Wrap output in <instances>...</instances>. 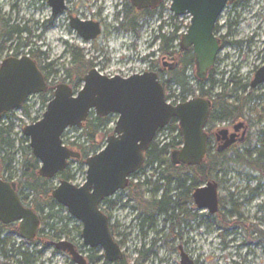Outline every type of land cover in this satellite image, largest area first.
<instances>
[{
    "label": "water",
    "instance_id": "water-1",
    "mask_svg": "<svg viewBox=\"0 0 264 264\" xmlns=\"http://www.w3.org/2000/svg\"><path fill=\"white\" fill-rule=\"evenodd\" d=\"M47 1L53 18L66 10V0ZM163 0H129L139 10L157 8ZM170 11L176 17L190 16L191 23L183 35L181 48L193 49L197 78L207 79L220 51V40L213 34L214 25L228 3L233 0H170ZM70 27L86 42L97 40L102 28L99 22L70 18ZM81 90L74 94L65 84L54 90L42 120L26 126L23 135L29 140L33 156L40 164L39 176L51 180L64 173L69 162L80 154L64 146L63 136L70 129H81L91 113L97 118L118 116L113 135L106 146L89 157L86 182L78 187L61 180L52 192L54 201L82 223L84 246L101 249L107 263L122 259L123 253L111 233L110 221L100 209L103 200L125 190L130 178L140 171L146 154L159 131L177 120L183 146L171 154L174 166L198 167L208 153L209 136L206 126L211 102L197 97L186 103L167 104L165 89L158 75L145 72L128 79L113 78L91 69L83 77ZM264 83V67L252 83V88ZM49 87L43 72L28 55L9 57L0 65V121L12 111L20 110L31 96L45 94ZM225 149V148H224ZM199 210L214 214L218 210V185L210 182L193 195ZM0 223L18 224L19 237L33 243L41 228V219L25 207L17 186L3 180L0 171ZM55 249L67 253L73 264H88L85 257L69 242L61 241ZM181 264H193L188 255L181 254Z\"/></svg>",
    "mask_w": 264,
    "mask_h": 264
},
{
    "label": "rangeland",
    "instance_id": "rangeland-1",
    "mask_svg": "<svg viewBox=\"0 0 264 264\" xmlns=\"http://www.w3.org/2000/svg\"><path fill=\"white\" fill-rule=\"evenodd\" d=\"M121 1L124 2V0H66V12L57 18H53L51 8L48 6L47 1L0 0V14L11 24L17 25L20 28L26 27L31 32L23 36V42L26 40L30 46H32L33 50L41 53L42 56L38 57L37 63L40 68L44 69V76L49 75L47 83L54 89L58 85H70L71 83L70 79L66 78L65 70L62 69L63 65L67 69L71 68V59L67 56V51L71 48L82 50L86 56V60L92 61L94 63V68L102 75L120 77L133 76L149 72L151 63L159 58V44L157 39L154 40V38L155 36L157 37V29H159L160 26H162L163 32L167 36L171 35L175 28L178 27V37H181V34L184 33L190 25L189 16L175 17L170 11L171 1L164 0V9L160 8V6L158 7V13H161L162 17H154L145 21L142 29L137 32V35L134 33L123 35L115 31L123 16V9L121 10V8L117 6L114 12V7L116 2L122 4ZM261 3L264 4V0H261ZM255 7L257 8V5ZM243 9L244 8L239 9L241 15H243ZM117 12H119V15L115 16ZM227 13L229 14L228 18H234L233 11L229 10ZM70 17L79 18L82 21L94 22H98L97 18L103 17L106 21L103 37L93 42L84 41L70 27ZM248 19L250 23L249 26L252 28L248 27V25L243 26L240 23V17L237 20L234 18L233 22L236 24V27L233 28L234 36L229 42L248 38L252 35L254 28L257 27L258 20L255 19V17L249 18V16ZM224 23H227V18L223 20V24ZM153 40V45H151ZM179 43L180 39L175 42V46H179ZM263 51L264 46L252 56L246 65L244 64L241 66L240 75L241 78L245 80L243 81L240 79V82H248L254 72L255 65H258V60ZM239 52H243V50L239 47H233L232 44L226 47L223 54L225 57H229V62L227 61V63H225L227 66L229 64V67L225 70L223 77L221 75L216 77L218 83L213 91L216 95H229L233 93L235 87L233 85L236 84L237 81H234V84H227L232 77L238 74V72L236 74L234 71L238 64L234 63H236V55ZM153 54L155 55L154 58H150ZM8 57H14L12 50L0 52V65L2 61ZM49 65H52V67H49ZM188 74L190 77L186 86V91L188 93L184 90L182 91L175 83L171 84L166 90L168 97L172 101L181 102L183 100L199 97L201 88L206 92L210 91L209 84L204 86L200 85L194 67L188 71ZM64 80L66 81L64 82ZM52 97L53 90L47 94L48 99ZM254 97H260L258 100L260 108H258L257 113H262L264 115V109H262L264 108V89L258 90L254 94ZM27 105L29 107L28 114H25L24 111L20 109L14 111L11 117V121L14 124V135L12 136V140L15 141V149L10 150L9 153L15 157V162L13 163V171L5 173L4 178L10 180L9 176L12 175L10 177L15 182L18 181L19 166L22 160L20 150L22 147H26L25 143L22 144V140L25 139L23 130L26 126L33 125L42 120L47 108V104H43L39 95L30 97L27 101ZM110 117L111 124L109 128L100 135L101 150L105 148L108 137L113 135L115 125L118 121L117 115ZM2 123L7 125V123H10V120L5 119ZM81 135V129L68 130L63 137L64 146L74 152H78V149L71 145L77 142ZM176 138V134H171L169 131L165 130V132L158 136L156 142L160 147L164 144H172L173 140L175 144H178L179 140ZM81 144H84L83 140H81ZM155 170L156 167L151 168V166H148L140 176L134 179V181L141 182L147 179L155 182V180H157ZM66 171L73 177L72 181H68L73 185L80 187L86 182L87 167L85 166V160H74L69 162V167ZM259 177V174L252 172L242 165L232 164L230 167H227L226 173L221 174L217 179L219 184V196L223 204L221 213H226L227 210L230 211L235 205L240 207V213L247 221V227H245L246 232L250 230L249 227H257L264 232V212L258 211V207L264 204V180H259ZM61 180H65L61 177V174L50 180L54 189L60 185ZM259 183H261L260 187ZM253 190H257V195L254 198H252L251 193ZM112 201L115 202L114 208L108 210L111 216V224L123 225V231L126 233L131 232L132 238L135 239V237H138L137 234H139L137 226L140 223L139 220L135 221V218H137L139 214L132 211L126 204L128 203L127 194L121 196V199H119V196L113 197ZM125 204L127 205L126 207ZM104 208L106 209V207ZM184 210L186 216L181 217L187 218V214L193 216L187 218L189 226H184L182 229L185 233L183 238L186 241L192 240V243L186 246V252L193 261L196 260L198 264H264V247L261 244L251 243L244 229L239 228V230H233L232 228L229 229L218 226V217L216 218V216H211L207 212L200 211L194 203L186 205ZM60 215L64 217L63 223L57 226L59 230L64 231V234L60 236V241L74 244L86 258L101 257L103 253L100 249L92 251L84 246L81 237L83 231L82 223L72 217L64 208L60 212ZM154 219L157 225L155 230L162 229L164 217L158 216L156 218L154 217ZM227 220L229 223H233L236 219L234 216H230ZM199 223H201L200 227L198 225ZM46 233L48 234V232ZM222 234H224L226 238H220ZM10 237L16 239L17 244L23 241L15 235H11ZM154 237H156V234L150 232L147 249L151 247L150 245ZM60 241H56V243ZM27 245L28 244L25 245V251L29 253V255H34L36 251L43 250L41 244ZM135 247L139 248L140 243L136 245L130 242L125 250L130 264L137 258L134 252ZM156 247L157 249H154L158 253V256L151 257L150 264H161V259L165 260L164 264H180V254L178 252L170 253L166 248H161V244H158ZM18 248L19 247L16 249ZM16 261L17 259L15 262ZM35 264H73V261L67 253L57 251L54 245L49 248L44 253L43 257Z\"/></svg>",
    "mask_w": 264,
    "mask_h": 264
},
{
    "label": "trees",
    "instance_id": "trees-1",
    "mask_svg": "<svg viewBox=\"0 0 264 264\" xmlns=\"http://www.w3.org/2000/svg\"><path fill=\"white\" fill-rule=\"evenodd\" d=\"M127 2L130 3L128 0ZM159 6L164 9V0ZM154 16H157L158 18L162 17V14L158 13V8L139 10L135 7H131L130 10L124 12V23L121 24V29L138 31L140 29L139 22L142 18ZM30 33L31 32L26 27L20 28L17 25L11 24L0 14V52L12 50L14 57H20L27 53V55H30L31 58L37 62L38 57L42 56L41 53L33 50L32 46H30L26 40L23 42V36ZM158 40H160V53H170L173 45L178 40L177 31H174L169 36L160 33ZM67 56L71 59V68L67 69L63 65L62 69L65 70L66 78L71 81L69 86L76 94L82 88L83 77L94 68V63L86 60L84 52L78 48L69 49L67 51ZM186 64H191L193 66L194 57L187 59ZM49 67H52V65H49ZM40 70L42 72L44 71L42 68H40ZM48 76H45L46 81L48 80ZM65 81L66 80H64V82ZM175 81L180 88L186 92L187 85L185 81L180 79ZM200 92H202L201 97L209 99V96L204 89L201 88ZM47 94L40 96L44 105L49 103L53 98L48 99ZM22 110L25 114H28V105H24ZM13 114L14 112L5 114L0 121V167L4 177L5 173L13 171V163L15 162V157L9 153L10 150L15 149V141L12 140V136L14 135V124L11 121V117ZM236 114L237 116H240L242 112L236 111L234 112V115ZM5 119H9L10 123H7V125L2 123ZM213 119L214 115H211L209 121H213ZM110 124L111 117L97 118L94 113L90 114L87 122L81 128L82 135L77 142H74L71 145L78 149L77 153L80 154L79 160L86 161L89 157L94 156L101 151L100 135L103 131H107ZM177 124V120L174 119L165 130L169 131L171 134L177 135L176 139L179 140L178 144H175L173 140L172 144H164L160 147L159 144L154 141L150 145L149 151L146 154L145 167H156L155 176L157 177V180H155V182L145 180L143 184L134 186L133 188L131 187L130 198H133V200L136 199L140 205H138V207L140 209L139 218H142L141 227H144L147 222L148 226L154 229L156 227V221L154 219L155 213L163 216L169 215V217L175 216L177 211L181 213L182 209L180 203L173 201L174 198L168 196L173 192L171 190L173 185H176V191L183 192L184 199L186 200L185 203L188 205L193 204V194L200 186L218 179L221 174L226 173L227 167H230L232 164L239 166L242 165L243 167L250 169L252 172L259 174V180H264V152H259L257 155L247 152L245 155H238L233 159L225 154L215 153L209 149L205 160L198 167H186L183 165L174 166L170 160V154L179 150L183 143ZM81 140H83L84 144H81ZM24 143L26 144V147H22L20 150L22 160L19 166L17 184L20 198L24 206L30 208L40 216L41 230L36 242L37 245L41 244L43 250L36 251L34 255H29L26 251L22 253L19 248L15 250V246L11 244V240H6L0 237V247L3 245L0 250V259L7 260L8 264L37 263L38 260L43 257L44 253L56 244V241L61 240L60 236L64 234L63 230L57 228V226L64 221V217H61L60 215L63 208L58 205L52 197L54 188L51 181L39 176L40 164L32 154L29 147V141L24 139L22 140V144ZM10 176L9 178L12 180ZM61 177L65 179V181L73 180V177L67 171L62 173ZM164 182L165 185H167V190L164 192L165 200L162 202L155 200L154 203L145 202L143 194L149 192L148 187L151 188L152 184H155V191H153V194H157L161 189L160 184H164ZM107 201L105 200L104 203ZM110 204V207H114V203ZM221 209H223V204L221 205ZM228 213H232L233 216L238 217L234 226H239L240 228L245 229V225L242 222L240 207L237 205L233 206L231 211L220 215L219 224L221 226H226L228 222ZM190 217L191 216L187 214V218ZM0 226H3V224L0 223ZM46 232H48V234ZM248 234L250 242H256V244H261L264 247V232L257 227H252L250 231H248ZM7 242H10L9 244L11 245L9 246ZM152 254L154 253L149 251L148 255H142V258L151 257ZM16 259L17 261L15 262ZM90 259L89 262L94 263L96 261H101L102 257H91ZM119 264L129 263L127 261H122Z\"/></svg>",
    "mask_w": 264,
    "mask_h": 264
},
{
    "label": "flooded vegetation",
    "instance_id": "flooded-vegetation-1",
    "mask_svg": "<svg viewBox=\"0 0 264 264\" xmlns=\"http://www.w3.org/2000/svg\"><path fill=\"white\" fill-rule=\"evenodd\" d=\"M121 3L122 4L118 3V7H120L121 10L123 9L122 10V14H123L122 17H123V21H124V12L126 10H130V8L133 7V5L131 3H128L127 0H124V2L121 1ZM256 5H257V8L255 7ZM242 8H244L243 9V15H241V12L239 11V9H242ZM229 10L234 12V18L236 20L239 19V17H240V23L243 26L248 25V27H251V26H249L250 23H249L248 16H249V18L255 17V19L258 20L257 27L254 28V32L252 33V35H250L248 38L240 39L238 41L229 42V40L234 36L233 28L236 27V24L233 22L234 18L233 19L228 18L229 14L227 12ZM65 12H66V10H65ZM186 16H188V15H186ZM154 17H157V16H154ZM154 17L142 18L141 19L142 22H141V20L139 22L140 29H142V26L144 25L145 21H147L150 18H154ZM183 17H185V16H183ZM226 18H227V23L223 24V20ZM97 19H98V22L100 23L101 28H102V33L99 37V38H101L104 35V27L106 25V21L103 19V17H100ZM116 21H118V20H116ZM190 23H191V17H190ZM237 25H238V21H237ZM189 26L187 27V30L181 34V37H178V39H180L179 46H175V44H174L172 50H170V53H167V54L164 52H162V53L159 52V58L156 61H153L151 63V68H149V72L156 73L158 75V79L161 83H163V85L165 86V89H168L169 86L171 84H174V83L176 85H178L177 82L175 81L177 79L185 81V83L187 85V81L190 78L188 71L191 68L194 67L196 70V73H197L193 49L190 48L188 50H184L181 48L182 37H183V35H185L187 33ZM161 28H162V26H160L159 29H157L158 35H157V37L155 36V38H154V40L157 39V42L159 44V50H160V40H158V36L160 35V33H162V34L164 33L163 28L162 29ZM115 31L121 32V30H117V29H115ZM138 31H134L131 29L122 30L123 34H125V35H129L131 33H134L135 35H137ZM174 31H177V36H178L179 28L176 27ZM213 34L218 40H220V51L218 53V56L216 58V61H215L213 68L208 72L207 79L205 81H201V80L199 81L201 86H204L206 84L210 85V91L206 92L207 95L209 96V99L208 98H206V99L211 102L210 116L214 115L213 121L208 120L206 130H205L207 135L209 136L208 150L211 149L215 153L225 154L229 158H233V159H235L238 155H243V154H246L247 152H251V153L257 155V153H259V152H264V143H263V139H264V115L262 113H257L258 108H260L259 101H258L260 99V97L259 98L254 97V94L258 90L264 89V83L261 85H258L256 88H252V83L255 80L257 72L261 68L264 67V51L260 55V58L258 60V65H255L254 72L251 75V77L249 78L248 82H246V81H245V83L240 82V79L243 81L245 80V79L241 78L240 71H241V66H243L244 64L246 65L249 62V60L252 58V56L260 48H262L264 46V4L261 3V0H233V2L228 3L226 5L224 10L222 11L220 16L218 17V19L214 25V28H213ZM154 40L151 42L152 43L151 45H153ZM229 44H232L233 47H239L240 49L243 50V52H239L236 55V63H234V64H238L237 68L234 69L235 73L237 74V72H238V74L235 75V77H232L227 85L232 84V83L234 84V81L235 82L237 81V82H236V84L233 85L235 87H234L232 94L216 95L213 92L217 86V83H218V81L216 80V77H218L219 75H221L223 77L225 74L224 73L225 70H227V68L229 67V64H228V66L225 64V63H227V61L229 62V57H225L223 54L225 52L226 47ZM154 56L155 55L153 54V55H151L150 58H154ZM191 57H194L193 66L191 64H188V65L186 64V60L190 59ZM15 58H20V57H15ZM234 64H232V65H234ZM37 65H38V63H37ZM38 67H39V65H38ZM196 76H197V74H196ZM171 78H173V79H171ZM170 81H172V82H170ZM48 87H49V89L45 94L50 93L51 90H54L51 88V86H49V84H48ZM225 88H224V90H225ZM186 93H188V92L186 91ZM41 95H43V94H41ZM41 95H39V96H41ZM201 95H202V92H199L200 97H201ZM24 105H27V102ZM47 105H48V103H47ZM262 109H264V108H262ZM236 111H241L242 114L240 116H237V114L234 115V112H236ZM12 112H14V111H12ZM209 119H210V117H209ZM163 132H165V130L160 131L157 134L154 141H157L158 136L160 134H162ZM26 140H28V139H26ZM79 159H74V160H79ZM74 160H71V161H74ZM179 166H181V165H179ZM146 168L147 167H145V164H144L143 168L130 178V182H129L128 187L123 191H119L116 195L113 196V197L119 196V199H121V196L127 194L128 203H126V204L128 205V207L132 211H135L138 214L140 213V209L138 207L139 202L136 199L133 200V198L132 199L130 198V190H131V187L133 188L134 186H138L140 184H143L145 182V180H147V179H144V181H141V182H138V181L135 182L134 181V179L137 178L138 176H140L145 171ZM0 171H1V167H0ZM1 176H2L4 181L9 182L11 184H15L17 186V193H18V196L20 198L17 182H15L13 180L5 179L3 174H2V171H1ZM211 182L216 183L218 185V210L214 214L210 213L208 210H200V211L207 212L211 216H216V218L218 217L217 218L218 219L217 225L221 226L219 224V217L221 214H225V213H221V211H222V209H221L222 200L219 196V184L217 182V179L214 181H211ZM208 183H210V182H208ZM208 183H206L203 186H200L199 188L206 186ZM260 184L261 183H259V187H260ZM160 185H161V189L157 192V194H155V193L153 194V191H155V189H154L155 184H152L151 188L148 187L149 192L143 194V199L145 202L154 203L155 200H158L160 202L165 200L164 192L167 190V187H166L167 185H165V182H164V184H160ZM175 187H176V185L172 186L171 190L173 192L168 196L173 197L174 198L173 201L180 203V206L182 209L181 213L177 211L175 213V216H172V217H169V215L163 216V215H160L158 213H155V216H154L155 218L158 216L164 217L163 227H162V229L157 230V231L155 230L157 225L154 229H152L148 226L147 222H146L144 227H141L142 218L140 219L138 216L137 218H135V221H138V220L140 221V223L137 226L138 230H139V234H137L138 237H135V239L132 238L131 232L126 233L125 231H123V229H124V227H122L123 225L121 226V225L111 224V216L108 213V210L114 208V207H110L111 206L110 203H115L112 201L113 197L105 199L106 201L108 200L106 203H104L105 200H103L102 205H101V210L106 216H108L109 221H110L111 233H112L115 241L117 240L116 243L119 245V247L121 248L122 253H123L122 259L119 260L117 263H114V264H119L122 261H127L129 263L130 260L127 257L125 250H126L127 245H129L130 242H133L136 245L138 243H140L139 248H136V247L134 248L135 249L134 252L136 253L137 258L132 264H150V258L153 257L154 255L158 256V253L155 250V249H157L156 246L158 244H161V248H166L167 251L170 253L178 252L180 254V264H181V254L182 253H185L186 255H188V257L193 262V264H198V262L196 260L193 261L191 259L190 255L187 254V252H186V250H187L186 246H188L190 243H192V240L186 241L183 238L185 233H184V230H182V229L184 228V226H189V223L187 222V218L181 217V216H186V212L184 210V208L186 207V203H185L186 200L184 199L183 192L181 193V192L176 191ZM251 193H252V198H254L257 195V190H253ZM20 200H21V198H20ZM193 201H194V199H193ZM22 204H23V202H22ZM126 204H125V207L127 206ZM194 205H195V203H194ZM104 207H106V209ZM230 211H231V209H230ZM258 211L264 212V204H262L258 207ZM226 212H229V211L227 210ZM177 215H179V216H177ZM230 216H233V214L228 213L227 217H230ZM191 217H193V216H191ZM235 219L236 220L233 223L232 222L229 223V221H228L226 226H221V227H226L229 229L232 228L233 230H239V228H240L239 226H234L236 221L238 220V217H235ZM242 219H243V224L245 225V227H247V221L243 217H242ZM198 225L200 227L201 223H199ZM249 229H251V228L249 227ZM244 231L246 232L245 229H244ZM248 231H250V230H248ZM248 231L246 233H247V237L249 239ZM150 232H153L154 234H156V237H154L153 241L151 242V245H150L151 247L147 249V243L149 240ZM11 235H15V236L19 237L18 224H14L12 226H10V225L9 226H5V225L0 226V237L3 239H6V240H11V244L15 246V250H17L16 248L19 247L21 252L24 253L25 248H26L25 245L27 243L19 237L20 240H23V241H20L17 244L16 239L11 238L10 237ZM38 236H39V233L35 237V241H34L35 244H31V245H37L36 241H37ZM224 236L225 235L222 234V235H220V238H226ZM7 243L9 246L11 245V244H9L10 242H7ZM254 243H256V242H254ZM2 247H3V245L0 247V250L2 249ZM76 249L79 252H81L79 250V248L76 247ZM99 249H96V250H99ZM89 250L95 251V250L90 249V248H89ZM222 250H223V248H222ZM149 251H152L154 254H152L151 257L142 258L145 255L147 256ZM102 253H103V251H102ZM101 257H102L101 261H99V262L96 261L94 263H91V262H89L91 260L90 259L91 257L86 258V256H85L88 264H98V263L110 264V263H107L105 261L104 253L101 255ZM160 261H161V264L165 263L164 259H161ZM0 264H8V262H7V260L0 259Z\"/></svg>",
    "mask_w": 264,
    "mask_h": 264
},
{
    "label": "built area",
    "instance_id": "built-area-1",
    "mask_svg": "<svg viewBox=\"0 0 264 264\" xmlns=\"http://www.w3.org/2000/svg\"><path fill=\"white\" fill-rule=\"evenodd\" d=\"M127 77H129V76H127ZM168 103H169V104H176V103H179V102H174V101H172L171 99H169V100H168Z\"/></svg>",
    "mask_w": 264,
    "mask_h": 264
}]
</instances>
